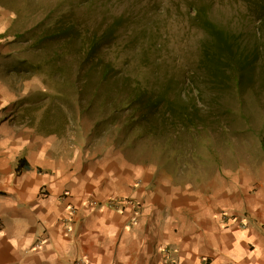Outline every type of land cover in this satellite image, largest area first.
Returning <instances> with one entry per match:
<instances>
[{
	"label": "rangeland",
	"instance_id": "1",
	"mask_svg": "<svg viewBox=\"0 0 264 264\" xmlns=\"http://www.w3.org/2000/svg\"><path fill=\"white\" fill-rule=\"evenodd\" d=\"M5 3L15 15L5 67L20 119L55 132L70 153L115 147L133 162L155 163L182 187L231 202L236 214L252 211L241 201L264 197V0ZM206 18L230 37L228 60L213 49ZM64 24L69 35L48 37ZM102 35L117 82L86 74V40ZM137 87L148 88L139 99ZM159 94L170 101L150 106Z\"/></svg>",
	"mask_w": 264,
	"mask_h": 264
},
{
	"label": "crops",
	"instance_id": "2",
	"mask_svg": "<svg viewBox=\"0 0 264 264\" xmlns=\"http://www.w3.org/2000/svg\"><path fill=\"white\" fill-rule=\"evenodd\" d=\"M14 18L0 0V264H264L263 195L236 214L155 163L70 153L20 119L5 67Z\"/></svg>",
	"mask_w": 264,
	"mask_h": 264
},
{
	"label": "trees",
	"instance_id": "3",
	"mask_svg": "<svg viewBox=\"0 0 264 264\" xmlns=\"http://www.w3.org/2000/svg\"><path fill=\"white\" fill-rule=\"evenodd\" d=\"M203 27L210 32V34L213 36V49L217 52V54L221 53L224 55V58L228 60L230 58V53H234V49L232 48V41L230 37L220 28H218L215 24H213L210 20L204 19ZM58 32L55 31V33L49 35L48 37L53 36H62V35H69L71 32V27L68 24L61 25L57 29ZM104 35H102L99 38H89L86 40L85 43V52H90L91 55L85 59V61L88 63L87 67V76L90 74L95 73V71H99L101 76L99 81L104 82L105 80L114 79V82H117L115 77H118L119 74V67L117 65L116 58L108 57L104 53H101V49L103 45L106 43V41L109 38H103ZM53 38H43L41 41H46ZM71 40V39H70ZM237 43V42H236ZM66 45V43H65ZM61 57L64 58V54H61ZM215 57L211 58L210 61V67L213 70V72H216L217 70V61L213 62V59ZM25 60H21L20 62H24ZM48 63L53 62L54 60L49 59L47 60ZM29 65H32L31 62H29ZM60 67H62V64H60ZM129 79L127 81L135 80L137 84L141 83V80L133 78L132 76H128ZM60 91V90H57ZM148 88L146 87H137V89L134 90V98L139 99L142 97V94L147 92ZM166 100L167 102L170 101L166 98L164 94H159L155 98L154 96H151L149 98L150 106H158L160 104V101Z\"/></svg>",
	"mask_w": 264,
	"mask_h": 264
},
{
	"label": "built area",
	"instance_id": "4",
	"mask_svg": "<svg viewBox=\"0 0 264 264\" xmlns=\"http://www.w3.org/2000/svg\"><path fill=\"white\" fill-rule=\"evenodd\" d=\"M128 202L131 203V200L127 197H123V198L115 197V198H110L107 204L112 208L121 209ZM93 203H96V201H94ZM81 263L84 264L83 261Z\"/></svg>",
	"mask_w": 264,
	"mask_h": 264
}]
</instances>
